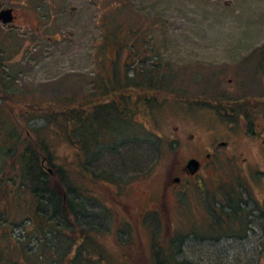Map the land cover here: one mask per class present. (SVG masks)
Here are the masks:
<instances>
[{"label": "rangeland", "instance_id": "374dc122", "mask_svg": "<svg viewBox=\"0 0 264 264\" xmlns=\"http://www.w3.org/2000/svg\"><path fill=\"white\" fill-rule=\"evenodd\" d=\"M51 2L43 4L45 17L38 21L50 37L36 35L30 14L33 24L27 18L20 30L0 25V112L17 133L22 135L21 127L32 131L53 161L70 170L81 187L69 194L73 217L86 231L75 244L73 219L55 206L57 196L48 193L45 205L31 196L20 144L8 164H0V211L7 207L0 216V264L44 261L43 251L53 264L64 255L67 262L76 249L82 258L75 264H264V0ZM156 63L167 64L158 71ZM141 68L150 77L162 72L175 95L147 103L138 92V108L133 97L119 113L137 126L101 128L93 147L87 127L73 134L65 127L57 103L91 101L105 92L101 87L113 95L127 76L136 80ZM105 115L98 126L113 121L110 112ZM49 117L58 121L48 124ZM229 123L238 144L191 177V185L167 187L179 160L201 155L209 141L226 137ZM246 126L250 133L258 128V135L248 139L242 134ZM131 127L155 137H134ZM73 135L81 140L74 141L79 148ZM80 159L87 173L102 178L80 175ZM7 176L13 179L1 186ZM38 203L39 216L32 212ZM211 207L225 209L227 227L222 217L209 226L205 214ZM40 216L47 225L37 223Z\"/></svg>", "mask_w": 264, "mask_h": 264}, {"label": "trees", "instance_id": "16d2710c", "mask_svg": "<svg viewBox=\"0 0 264 264\" xmlns=\"http://www.w3.org/2000/svg\"><path fill=\"white\" fill-rule=\"evenodd\" d=\"M162 64L167 63H156L154 64V68L156 70H160L163 67ZM2 67V68H1ZM4 66L0 64V78H5L4 76ZM3 69V70H2ZM162 72L160 74H156V76L150 77L149 74L145 72L144 69H140V75L135 80L130 78L129 76L126 77V80L123 84H120L115 89V93L113 95L106 93L107 87H101L103 88L102 91H105L103 94H101V90H99V94H94L91 101H73L72 103H57L59 110H57L56 113H60L62 116V120L65 124V127L69 129L70 131L76 133L77 129H81L84 125V127H87L85 134V138H87L89 141V147L94 145V140H98V133L101 128H108L107 130H113L115 123H119L122 126H125L126 129H128L129 126H137L135 123H132L131 121H134L132 118L129 119V115L119 114L120 110L122 108H127L128 105H130V101L133 97H136V100L134 102L135 106L138 104L137 102H140L137 98V93L141 92L144 97L145 101L147 103L151 102V99L158 96H164L163 101H166L171 95H175L174 89L171 87V83L164 82V78L162 76ZM159 75V76H158ZM138 76V75H137ZM141 76V77H140ZM154 77V78H153ZM122 88L120 91L117 90L119 88ZM140 90H139V89ZM143 91V92H142ZM98 95V96H97ZM7 96L6 94H2V97ZM117 97H120V99H116ZM5 98V97H4ZM96 98L97 101L95 100ZM154 98V99H155ZM126 99V100H125ZM110 100V101H109ZM208 101L212 103V100L207 98ZM242 100V97H240L238 100H234L239 103V101ZM93 101V102H92ZM142 101V100H141ZM69 102V101H68ZM90 102V103H89ZM99 102V103H98ZM195 102H198V100H195ZM142 103V102H140ZM161 103V102H160ZM158 103L155 109L158 107L160 108L161 104ZM199 103V102H198ZM37 106L36 104H34ZM120 106H123L122 108ZM11 107L13 108L14 116L16 117V121L19 122V115L14 111L15 107L11 104ZM92 109V111H90ZM128 109V108H127ZM151 109V108H150ZM142 110V109H141ZM145 110V109H144ZM148 111V110H147ZM110 112L112 114L111 119L113 120L110 125H104L99 124L100 120L102 118L105 119L109 116H106L105 113ZM86 113V114H85ZM102 115H101V114ZM54 116V115H51ZM103 116V117H102ZM126 117V118H125ZM54 119H51L50 117L48 119V124H55L57 118L53 117ZM7 121H6V120ZM99 120V121H98ZM125 124H124V123ZM131 122V123H130ZM12 123V122H11ZM99 127V129L96 131V127ZM22 135L20 133L16 132V129H14L11 124L9 123L7 118H4V116L0 112V154L3 152L4 157L0 156V164L2 165L6 159L13 158L15 156V152L17 151L18 145H23L22 151L19 153V162L21 166L23 167L22 176L28 177L29 180L26 183L28 187L30 188L31 196H35L39 199V201L45 205V203L42 201L43 197H46L48 193L50 194V199L53 198L52 195L55 194L57 197L55 198V206L56 207H62V209L66 212L68 217L73 219V223L75 225V229L73 231L74 239H76L75 244H77V241L84 238V234L86 229L78 223L75 216L76 215V205L72 201L69 194H79L81 191L80 184L76 183L75 180L72 178L70 170L66 168L65 166H62L60 164H56V162L53 161L52 158V152L50 148L42 142V140L39 138L38 140L36 138H33V133L27 128H23ZM130 130L131 135L134 137H137L138 133H145L147 135H151L155 137V134L151 132V130H148L147 132H142V130H137L135 127H131ZM129 130V129H128ZM67 133V132H66ZM20 134V135H19ZM70 134V133H69ZM112 136V135H111ZM71 141L74 143L76 142L80 145V139L77 137L70 138ZM37 140V141H36ZM75 146L78 147L74 143ZM2 150V151H1ZM4 158V161L2 160ZM81 160V159H80ZM6 165L8 162L6 161ZM81 167L79 173L80 175H84L85 177H89L92 179L100 178V174L95 173H87L88 168L85 165V162L81 160ZM1 169V168H0ZM102 178V177H101ZM10 179H13L9 176L5 177L3 180L4 183H1L2 185H9ZM109 181V180H108ZM15 184V183H14ZM22 185H24L22 183ZM13 193L17 194L18 189L15 190ZM18 195V194H17ZM37 204L36 209L33 210L34 214L40 215V208L41 206ZM44 209V208H43ZM3 214H7V207L6 210L0 211V216ZM47 219V217H46ZM43 218V216L40 218H37V223H42L44 225H47V220ZM1 223V222H0ZM47 227V226H45ZM45 227H43L45 229ZM5 247V246H4ZM9 248V247H7ZM49 251L45 252L43 251L42 254H39V259H44V261H48L47 264H53V261L50 260V253ZM4 253V252H3ZM81 251L79 249H76V252L74 253V257H71L67 262L65 261L66 255L63 256V258H60L59 260H54L55 264H75L74 262L80 258ZM25 262V260H23ZM39 260L34 261H28L30 264H34ZM44 261H39L35 264H45ZM81 262V261H80ZM78 262L77 264H80ZM26 264H28L26 262ZM156 264H160V262H157Z\"/></svg>", "mask_w": 264, "mask_h": 264}, {"label": "flooded vegetation", "instance_id": "af4514ba", "mask_svg": "<svg viewBox=\"0 0 264 264\" xmlns=\"http://www.w3.org/2000/svg\"><path fill=\"white\" fill-rule=\"evenodd\" d=\"M46 2L52 3L51 0H0V14L9 10L10 11L9 15L12 17V20L8 22H4L3 19H0V25L6 27L9 30H13V29L20 30L21 27L25 26L24 23L28 24L27 23L28 21H26L25 19L28 18L30 21H32L30 23L33 24L32 19L34 18L36 20V24H35L36 35L40 37H44V36L50 37L47 34L44 35L45 26H43L44 28H42L41 22L40 23L38 22L39 19L41 18L43 19V17H45V14L42 13V6ZM28 14H30L33 18H29ZM262 113L264 115V111H262ZM224 114L228 116L232 115V113L230 115L228 112ZM238 114L244 120H249L247 111H240V113ZM230 127L231 124L229 123V128H227L228 131L225 134L226 137L218 138V139L214 138L213 140L209 141L208 144L204 145L202 150H199L201 152H198L201 153V155L189 156L183 161L179 160L181 162L179 171L177 174H174V176H172L170 181L167 183V187L172 188L173 191L186 188V186L191 185L190 178L197 177L204 167L217 165L218 164L217 159L220 160V158L223 156L224 149L229 148L231 146L234 147L238 144L234 139L235 134L234 132L231 131ZM247 127L248 126H246V128L243 129L242 134L243 135L245 134L248 137V139L250 137L258 135L259 133L258 128L254 127L252 129V132L250 133L247 130ZM261 135L262 137H264V132ZM191 137H194V134H192ZM174 139L176 140V142L179 141V138H174ZM262 142H264V140H262ZM260 151L264 153V145L261 146ZM193 158L197 159L199 162V170L196 173H192L191 169L188 167V162ZM246 160L247 159H245V161ZM231 207L234 208L233 206ZM207 210L208 211L205 214L206 215L205 218L207 222H209V226L210 225L213 226L215 223L220 222V217H222L221 219L223 221L224 227H227L226 224L229 225V216H227L228 213L224 214L225 209H220L218 207H211ZM235 223L237 224L238 222Z\"/></svg>", "mask_w": 264, "mask_h": 264}, {"label": "water", "instance_id": "95a60500", "mask_svg": "<svg viewBox=\"0 0 264 264\" xmlns=\"http://www.w3.org/2000/svg\"><path fill=\"white\" fill-rule=\"evenodd\" d=\"M9 10L0 14V19H3L4 22L12 20V17L9 15ZM188 167L191 169L192 173H196L199 170V162L197 159H191L188 162Z\"/></svg>", "mask_w": 264, "mask_h": 264}]
</instances>
